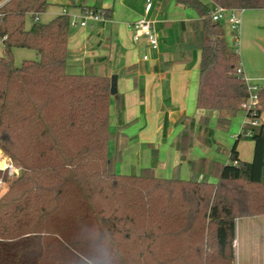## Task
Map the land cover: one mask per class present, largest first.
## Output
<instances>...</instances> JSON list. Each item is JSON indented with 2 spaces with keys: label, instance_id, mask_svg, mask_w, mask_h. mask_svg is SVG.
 Returning <instances> with one entry per match:
<instances>
[{
  "label": "trees",
  "instance_id": "trees-1",
  "mask_svg": "<svg viewBox=\"0 0 264 264\" xmlns=\"http://www.w3.org/2000/svg\"><path fill=\"white\" fill-rule=\"evenodd\" d=\"M175 2L198 17L192 25V45L200 51L195 106L216 112L217 126L226 127L247 97V84L238 52L210 13L216 5L264 9V0ZM44 7L45 0H8L0 18V149L21 167L0 195V264H231L235 218L264 214V123L244 125L226 163L188 159L193 175L187 179L157 177L152 166L139 174L116 172L107 152L114 136L110 77L66 70L70 17L34 20ZM13 47L33 48L38 59L13 66ZM258 97L257 118L264 84ZM115 115L121 126L118 98ZM202 119L205 124L208 117ZM193 126L192 119L177 137L182 159ZM242 136L253 142L249 161L238 156Z\"/></svg>",
  "mask_w": 264,
  "mask_h": 264
},
{
  "label": "crops",
  "instance_id": "crops-1",
  "mask_svg": "<svg viewBox=\"0 0 264 264\" xmlns=\"http://www.w3.org/2000/svg\"><path fill=\"white\" fill-rule=\"evenodd\" d=\"M202 1L208 2V0ZM143 2L144 0H65L63 12L56 13L54 16L66 13L70 17L65 6L76 9L77 11L74 12L76 14L81 13L83 7H95L101 11L102 9L108 11V15L102 14L103 18L99 21H89L84 26L79 25L80 29L73 30L71 33L68 30L66 70L79 74L95 73L109 77L116 75L117 91L116 95H111L110 102L115 112L117 98L123 101V124L119 126L123 132L127 121L133 122L142 116L152 115L150 113L153 109L155 110L154 115L159 118L163 116L162 119L166 122L154 124L157 133L164 129V134H166L170 128V121L174 124L180 123L184 128L192 119L194 130L196 120L188 112L191 99L196 97L197 88L195 71L196 73L198 71L200 51L192 45L194 36L192 25L198 17L196 15L192 19L186 18L181 12L176 11V5L184 6L177 4L175 0L172 2L176 5L171 6L169 5L170 0H152L148 12H144L138 6V3L141 5ZM49 3L58 4L57 0H45V7ZM154 6L155 14L152 15L151 10ZM169 9L175 11H168ZM145 14L151 16L158 36L159 42L156 50L148 47L144 38L138 41L132 38V23ZM75 16L79 19L80 14ZM229 31L231 34L230 28ZM239 34L241 35V49L239 46L240 54H238L239 58L241 56L240 66L244 74L247 72L244 48L245 53H250L257 61L261 58L264 62V9H243ZM224 36L228 41L229 37L225 33ZM193 49L196 50L195 53ZM145 54L148 56L147 59H143ZM165 99L167 102H164ZM196 110L202 129L205 126L201 123L203 117L209 118L213 114L217 116L216 112H206L197 108ZM187 120L188 124H186ZM137 126H139L138 131L143 133L141 129L144 126H141L139 121ZM181 131L173 138L176 154L179 160L193 159H182L176 148L177 137ZM201 133L203 135H200L199 139L210 142L205 128ZM115 135L114 141L117 147L119 140H125L126 137L125 133L120 136L118 131ZM168 136V134L164 135L165 138ZM4 165V160H0V169H3ZM155 176L160 177V175ZM212 179L213 182L216 180L214 177ZM255 216L264 219V214ZM253 217L252 215L249 218Z\"/></svg>",
  "mask_w": 264,
  "mask_h": 264
},
{
  "label": "rangeland",
  "instance_id": "rangeland-1",
  "mask_svg": "<svg viewBox=\"0 0 264 264\" xmlns=\"http://www.w3.org/2000/svg\"><path fill=\"white\" fill-rule=\"evenodd\" d=\"M172 1L173 0H170L169 5H176ZM57 2L58 4L49 3L46 5L45 9L37 14V19L40 22H47L52 16H54V14L63 12L65 0H57ZM138 6H140V8H142L145 12V0L143 3H141V5L138 3ZM176 6V11L181 12V14L186 18L192 19L196 16L194 9L189 7H181L178 5ZM165 7H167V5H165ZM65 8L68 14H70V19H75V15L80 14L74 13L77 10L72 7L65 6ZM168 11L174 12L175 10L169 9ZM151 14H155V6L151 10ZM141 18L152 20L151 16L146 14ZM31 23L32 17L30 13L27 12L24 16V27L26 29L29 28ZM220 23L223 27L224 33L227 37H229L230 31L228 26L224 21H221ZM76 29H80L79 24L77 23L76 25H73L70 23L69 33ZM228 41L231 46L235 45L238 53L240 54L239 46L241 49V35L238 34L237 42H233V34L231 33ZM193 52L195 53L196 50ZM4 55L5 51L0 38V56ZM11 56V64L13 66L21 65L22 61L24 60L38 59L36 50L28 47H13L11 49ZM244 58L245 67L247 68V72L244 73V75L246 74L245 78L248 85H251L255 82L260 85L264 84V62H262V59L259 58V61H257L253 55L247 52L245 53V48ZM239 60L241 61V56ZM195 75L197 77L196 71ZM164 102H167V99H165ZM190 104L191 107L188 113L195 118L196 122L195 128L193 130V143L189 148L185 159H197L199 156H202L207 159L218 160L222 163L228 162L229 159L227 151L232 146L236 135L243 132V126L249 121V118L245 116L244 109L241 108L230 119L228 125L223 128L217 126L215 114L210 116L204 126L205 131L208 133V137L210 138V142H204L205 140L202 141L199 139V136L203 135L201 132H203L204 128H200L202 125H200L199 122V114L195 107L194 97L191 99ZM111 106L112 102H110L109 130L114 136L116 131H118L120 136L125 133L124 136L126 137H124L125 140L120 139V142L117 144V146H120L118 148L121 151L120 156L118 153H116L114 136H112V138H110L108 141L107 152L108 155L113 158V168L116 172L125 174H139L143 167L152 166L154 175H160V177L190 178L193 175L187 160H179L174 147L173 138L183 129V126L180 123L174 124L170 121V128H168L169 131H166V134L169 136L165 138L164 135L166 134H164V129H161L157 133L154 124L157 125L161 122H166L162 119L163 116L160 118L155 116V110L153 109L152 113H150L152 115H146L145 117L142 116L133 122L127 121L125 123V128L123 127V132L117 125L116 115ZM138 121L140 122L141 126H144L141 129L143 133L138 131ZM257 121L259 123H264V112H262L260 117L257 118ZM186 124H188V120L186 121ZM218 147L220 149H218ZM237 150L240 159L249 161L253 152L252 140H250L248 137L242 136L238 140ZM0 160H4L5 162V167L0 169V191L4 192L7 189L10 181L21 173V167L15 160H12L11 157L1 149ZM9 164H12L15 169V172L11 176L8 175L6 168ZM212 178L213 176L208 177L210 181ZM253 216V218H249L250 216L248 218L247 216L235 218V234L233 241L234 258L231 264H245L247 262L250 264H264V219L260 218L259 216ZM250 220H252V222ZM63 261L64 262L62 264H83L82 262L73 259H64Z\"/></svg>",
  "mask_w": 264,
  "mask_h": 264
},
{
  "label": "built area",
  "instance_id": "built-area-1",
  "mask_svg": "<svg viewBox=\"0 0 264 264\" xmlns=\"http://www.w3.org/2000/svg\"><path fill=\"white\" fill-rule=\"evenodd\" d=\"M8 0H0V18L3 16V5ZM151 1L146 0L145 2V11H149L151 8ZM243 9L239 8H228L221 5H216L213 10L210 13V17L214 21H224L228 27L230 28L232 34H233V42H237L239 29L241 25V11ZM30 14H33V12H29ZM37 14L34 13V20L37 19ZM102 13L101 10H94L92 8L83 7L82 11L80 13L79 19L77 17L75 19H70V23L73 25H76L77 23L80 26L86 25L89 21H99L101 20ZM132 38L134 41H138L140 38H144L146 41V44L151 49L156 50L158 47V40H157V34L154 29L153 21L152 20H146L143 18L137 19L135 22L132 23ZM234 44V43H233ZM235 50L237 51L235 45H233ZM148 56L145 54L143 55V59H147ZM242 69V68H241ZM240 70V69H239ZM242 71V70H241ZM243 74V71H242ZM245 82L247 84V97L242 101L241 108L245 111V116L249 118V121L245 124L256 126L259 124L256 117L257 112V104H258V91L260 89V84L257 82L248 85L245 75L243 74ZM235 163V161H234ZM7 173L9 176H11L15 169L12 164L7 165Z\"/></svg>",
  "mask_w": 264,
  "mask_h": 264
},
{
  "label": "water",
  "instance_id": "water-1",
  "mask_svg": "<svg viewBox=\"0 0 264 264\" xmlns=\"http://www.w3.org/2000/svg\"><path fill=\"white\" fill-rule=\"evenodd\" d=\"M117 91V86H116V75L113 74L110 76V93L113 95Z\"/></svg>",
  "mask_w": 264,
  "mask_h": 264
}]
</instances>
